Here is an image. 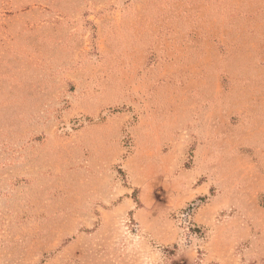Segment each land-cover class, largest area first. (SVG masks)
<instances>
[{
	"label": "rangeland",
	"instance_id": "rangeland-1",
	"mask_svg": "<svg viewBox=\"0 0 264 264\" xmlns=\"http://www.w3.org/2000/svg\"><path fill=\"white\" fill-rule=\"evenodd\" d=\"M0 264H264V0H0Z\"/></svg>",
	"mask_w": 264,
	"mask_h": 264
}]
</instances>
